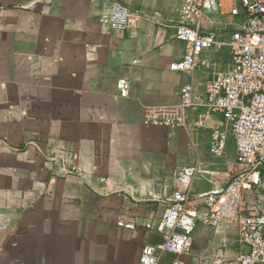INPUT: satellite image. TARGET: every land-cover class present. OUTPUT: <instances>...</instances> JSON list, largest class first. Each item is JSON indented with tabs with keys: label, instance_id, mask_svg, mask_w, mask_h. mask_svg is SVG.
<instances>
[{
	"label": "crops",
	"instance_id": "0c3cea01",
	"mask_svg": "<svg viewBox=\"0 0 264 264\" xmlns=\"http://www.w3.org/2000/svg\"><path fill=\"white\" fill-rule=\"evenodd\" d=\"M120 1L152 18L112 31L100 21L111 0H0V264H140L142 248L163 239L159 197L177 172L196 160L236 161L231 141L224 158L210 153L209 129L145 123L151 110L178 105L186 83L203 90L210 74L170 68L184 56L173 28L182 0ZM218 59L227 63L228 52ZM61 149L77 172L54 173L61 165L49 154ZM260 173L252 195L264 209ZM215 188L200 174L192 198ZM247 251L234 232L199 221L184 258L237 264Z\"/></svg>",
	"mask_w": 264,
	"mask_h": 264
},
{
	"label": "built area",
	"instance_id": "2783aa9c",
	"mask_svg": "<svg viewBox=\"0 0 264 264\" xmlns=\"http://www.w3.org/2000/svg\"><path fill=\"white\" fill-rule=\"evenodd\" d=\"M132 18L152 17L111 0L100 21L112 31H123ZM173 28L175 38L184 43V56L170 68L194 79L195 70L205 67L210 77L203 90L193 80L186 83L178 105L151 110L145 123L165 125L172 133L182 127L209 129L214 157H225L231 138L237 155L228 166L214 161L208 168L196 160L177 172L172 190L159 197L164 209L156 229L163 239L142 248L140 264H161L167 254L173 255L170 264H188L184 256L192 251L199 221L224 229L226 237L234 232L248 246L237 264H264V209L252 195L264 168V0H229L228 11L223 10V0H182ZM224 51L229 61L220 64L218 55ZM117 88L120 96L130 95L128 80L119 79ZM49 156L50 162L61 165L55 174L77 172L69 150ZM200 174L213 177L217 188L192 198L193 183ZM222 246H227L226 238ZM224 263L222 255H213L199 264Z\"/></svg>",
	"mask_w": 264,
	"mask_h": 264
},
{
	"label": "rangeland",
	"instance_id": "374dc122",
	"mask_svg": "<svg viewBox=\"0 0 264 264\" xmlns=\"http://www.w3.org/2000/svg\"><path fill=\"white\" fill-rule=\"evenodd\" d=\"M230 141L232 142V144H233V146H234V144H235V141H234V139H233V138H231V139H230ZM232 144H231V145H232Z\"/></svg>",
	"mask_w": 264,
	"mask_h": 264
}]
</instances>
